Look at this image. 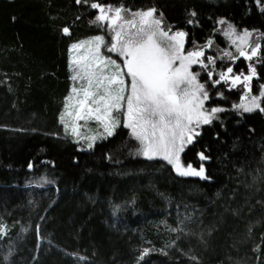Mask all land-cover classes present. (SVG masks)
Returning a JSON list of instances; mask_svg holds the SVG:
<instances>
[{
  "label": "trees",
  "instance_id": "trees-1",
  "mask_svg": "<svg viewBox=\"0 0 264 264\" xmlns=\"http://www.w3.org/2000/svg\"><path fill=\"white\" fill-rule=\"evenodd\" d=\"M97 2L155 9L166 28L185 33L186 50L211 40L223 54L217 70L227 60L234 73L248 71L243 57L231 62L219 21L254 32L251 91L264 83V0H0V264H264V96L259 109L240 112L242 86L212 88L200 75L207 105L223 111L181 159L203 165L207 179L137 156L122 125L89 150L64 129L70 46L107 35Z\"/></svg>",
  "mask_w": 264,
  "mask_h": 264
},
{
  "label": "snow or ice",
  "instance_id": "snow-or-ice-1",
  "mask_svg": "<svg viewBox=\"0 0 264 264\" xmlns=\"http://www.w3.org/2000/svg\"><path fill=\"white\" fill-rule=\"evenodd\" d=\"M85 0H76L82 3ZM260 3V0H257ZM91 8L98 9L96 21L106 23L115 34L112 37L108 52H117L123 58V65L118 64L111 57L101 55L100 48L104 45V37L97 36L87 42L85 55L72 60L76 66L75 80H84L87 86L80 89L73 88L75 95L66 97L65 113L61 114L60 121L65 123V115H72L68 111L75 109L76 120L95 119L102 123L105 133L113 135V130L119 123L113 113H122L124 127L131 129L132 136L140 141L142 154L153 159L160 157L173 166L178 175L198 176L207 179L203 165L197 170L191 163L184 167L181 163V153L187 145L194 142L199 132L195 128L200 124H209L215 114L223 111L222 108L205 110L204 101L209 99L205 86L197 82L199 73L193 74L189 69L192 64L200 63L207 68L199 58L203 51H192L183 54V38L185 33L178 31L170 34L161 28L162 21L154 17L155 9L131 13V19L122 15L124 9L108 7L105 9L100 3H91ZM193 16L196 14L193 12ZM191 23V21H189ZM224 24V20L219 21ZM65 34L68 29L65 28ZM235 29L231 24L224 32L231 38ZM251 33L245 31L237 39L240 55L248 60L256 56L259 44L251 48V54L245 52L243 46L248 44ZM236 43L235 40L232 41ZM211 40L208 46H211ZM85 47V42L72 45V49ZM231 57V53L225 52ZM176 61L179 65L176 66ZM208 65H214L212 57L207 58ZM249 74L233 73L232 67L219 74V79L213 81V86L223 82H231L232 87L243 84L251 89V80L256 75L254 67L249 66ZM125 74L131 78L130 91L125 95ZM211 80L213 72H208ZM264 88V85H262ZM264 96V91L261 93ZM80 97V98H78ZM75 101L72 105L71 102ZM259 97H253L248 104L234 105L251 112L260 108ZM126 105V108H125ZM264 111V109H261ZM73 134H78V127L73 125ZM95 140L96 137H91ZM93 144L89 143L88 148ZM201 160L207 159L203 152L199 153ZM29 167H32L31 163ZM148 255L145 250L140 257Z\"/></svg>",
  "mask_w": 264,
  "mask_h": 264
},
{
  "label": "rangeland",
  "instance_id": "rangeland-1",
  "mask_svg": "<svg viewBox=\"0 0 264 264\" xmlns=\"http://www.w3.org/2000/svg\"><path fill=\"white\" fill-rule=\"evenodd\" d=\"M103 7L105 9H107L108 7L117 8V7H113V6H107V5L106 6H103ZM96 10H97V15H99V10L98 9H96ZM131 13H134V12L123 11L122 12V15L124 16L125 19H131ZM154 17L156 19H160V17L157 16V15H155V14H154ZM101 24L103 25V27H104L107 35H105V36L104 35H94V36H90V37H87V38H84V39H81V40H79L77 42L72 43V45H74V44H80L81 42H85V47L84 48L72 49V45L70 46V50H69L70 51L69 52V67H70V72H71L72 86H71L70 92H69V94H68L67 97H69L71 95H75L72 92L73 88L80 89L82 86H87V82L84 81V80H75L74 81L72 79V77L76 74V70L77 69H76V66L73 65L71 62H72V60L74 58H78L80 56L85 55V51H86V48H87V42L88 41H92L97 36L104 37V45H102L101 48H100L101 55H103L105 57H111L112 59L116 60V62L118 64L123 65V58L120 57V55L117 52H108V50H107V48L111 46L112 37L114 36L115 33L113 31H111L107 27V24L106 23H101ZM161 28L164 31H169L170 30V29L166 28L163 25V23L161 24ZM221 28H222L221 29L222 30V33L224 34V32L228 28V25L225 24V23L224 24H221ZM175 32H178V31H172V30H170V34L175 33ZM244 32L245 31H236L235 30V33L233 34V36L231 38H229L228 36H225L228 39L230 45H232L233 50L236 52L235 57L232 58V59H230L231 62H234L236 59H238L240 57H243V56L240 55V51L238 50V47H237V45L240 44V41L237 39V37L243 35ZM247 32H249V31H247ZM249 33H251V35L248 37V44L247 45H244L243 48H244L245 52H247L248 54H251V48L252 47H255L257 44H259V37L254 32H249ZM233 40L236 41L235 44H233V42H232ZM192 51H203V53H204V55L202 57H200L199 59L202 60L205 65H207V68L202 67V65L200 63H195V64H192L190 66V69L189 70L193 74L199 73V75L197 76V82L200 83V84H203L205 86V90L208 92V95H209L210 94L209 93L210 90H209V88H208V86H207L206 83L201 82L200 75L201 74H206L207 79H208V82L211 84V87L214 88V87H216L217 84L213 86V81L214 80H218L219 79V74L221 72H226L227 68L228 67H231V65L226 60V67H225L224 70H219V69L217 70V69H215V65H216L217 61H219L218 59L222 58L223 57V54L222 53H219L220 51H218V52L215 51L213 48H211L210 46H208V44H206L203 48H199V49H195V50H186V48H185V36H184V38H183V54L186 55L188 52H192ZM257 55L256 56H253L251 60H248L245 57H243L245 59V61L247 62V64H248V71L246 73H244L245 75H248L249 74V70H250L249 69V66H252V67L255 68V61H256ZM208 57H212L215 60V64L214 65H208V62H207V58ZM223 61H225V60L224 59L221 60V62H223ZM175 63H176V66L179 65V61H176ZM209 71H212L213 72V77H212L211 80L208 77V72ZM238 74H240V73H234L233 72L231 75H238ZM255 77H256V75L252 78V80ZM252 80H251V84H252ZM130 83H131V78L128 77L125 74V87H126L125 95H127L128 92L130 91ZM224 83H226L228 85V87H232L230 81L229 82H224ZM239 85L242 86L243 92H242V95H241L239 101L235 105L248 104L254 96L255 97H259V101L258 102L260 104V100H261V97H262L261 93L263 91L262 88H258L257 91L255 93H253L251 91V89L249 90V89L244 88L243 87V84H238L237 86H239ZM216 95L217 96H220L219 93H217ZM78 98H80V97H78ZM208 100H210V97H209ZM208 100L204 101L203 107H204L205 110L210 111L212 108H222L223 109V107H219V106H209V105H207V101ZM65 104H66V100H65ZM65 104H64V108H63V111H62L61 114L65 113ZM71 104L74 105L75 104V101H72ZM125 108H126V105H125ZM234 108L236 110L240 111V112H243L244 111L243 108H238V107H234ZM256 109H259V108H254L253 110H256ZM68 111H70V112L73 113L72 115H65V117H64L65 123L68 124V129L67 130L65 129V125L64 124H63V126H64V129L66 130V132L68 133V135L71 136V138L73 139V141L77 143L78 148L83 149V150H89V149H91V148H88V144L89 143H92L94 145L96 141H99V140H101L103 138L108 137L107 133H105V131H104V127H103L102 123L96 121L95 119L76 120L75 119V109H74V107H71L70 106V108L68 109ZM218 114H219V112L215 114V117H217ZM113 115L119 121V123L116 125V127L113 130V133H114L115 130H116V128L119 125H122L124 127V118H123L122 113H113ZM73 125H76L78 127V134H73L72 133L71 129H72ZM203 125L204 124H200L198 127H196L195 128V131L199 132L200 128ZM127 129H128V131L130 133V136L134 139V141L136 142V144L138 146L137 151H136V155L139 156V157L146 158L142 154V152L140 151V149H141L140 141L137 140V139H135L132 136L131 129H129V128H127ZM91 137H96V139L95 140H91L90 139ZM153 159L163 160L160 157H155ZM180 159H181V156H180ZM163 161H165V160H163ZM165 162L168 163L167 161H165ZM181 163L183 164L184 167H187V165H188V164L183 163L182 162V159H181ZM200 166L201 165H199L198 167H195V166H193V167L198 170L200 168ZM33 181H36L37 184H39L41 186L45 185V183L47 182V180L45 178H42V177H40V178H34Z\"/></svg>",
  "mask_w": 264,
  "mask_h": 264
},
{
  "label": "water",
  "instance_id": "water-1",
  "mask_svg": "<svg viewBox=\"0 0 264 264\" xmlns=\"http://www.w3.org/2000/svg\"><path fill=\"white\" fill-rule=\"evenodd\" d=\"M262 85H264V83L260 85V88H262ZM262 89H263V91H264V88H262Z\"/></svg>",
  "mask_w": 264,
  "mask_h": 264
}]
</instances>
